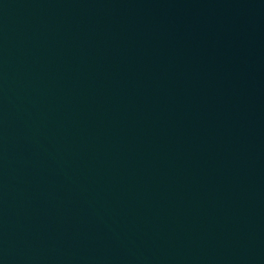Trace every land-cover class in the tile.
<instances>
[{"label":"water","instance_id":"1","mask_svg":"<svg viewBox=\"0 0 264 264\" xmlns=\"http://www.w3.org/2000/svg\"><path fill=\"white\" fill-rule=\"evenodd\" d=\"M0 264H264V0H0Z\"/></svg>","mask_w":264,"mask_h":264}]
</instances>
